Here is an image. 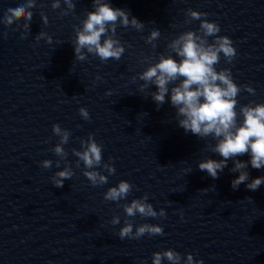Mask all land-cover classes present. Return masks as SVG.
I'll return each mask as SVG.
<instances>
[{
    "label": "water",
    "instance_id": "water-1",
    "mask_svg": "<svg viewBox=\"0 0 264 264\" xmlns=\"http://www.w3.org/2000/svg\"><path fill=\"white\" fill-rule=\"evenodd\" d=\"M15 2L0 0V264H152L154 252L169 248L204 264H264V184L254 191L247 182L231 186L239 175L234 159L247 161L248 154L229 159L217 178L201 171L200 161L222 159L211 151L216 141L185 132L170 100L158 108L151 97L156 86L142 90L139 79L161 54L175 55L170 44L179 35L200 33L194 9L208 13L201 19L216 21L217 35L234 42L236 57L229 63L221 55L216 67L231 69L242 86L237 108L264 102V0H111L145 27L118 25L114 38L126 51L107 61L86 50V59L75 58L76 30L93 0H73L74 9L65 0L57 8L54 0H35L28 29L23 14L3 19L5 6ZM154 28L161 35L147 43ZM56 123L70 132L62 155L53 151L60 143ZM90 134L103 145L98 170L106 184L93 185L75 155ZM45 159L51 167L42 166ZM65 168L74 175L54 186L52 177ZM245 171L249 181L264 176V168L250 164ZM120 180L132 184L127 199L105 200ZM145 195L166 216L125 214V204ZM126 223L133 231L160 224L164 234L120 239Z\"/></svg>",
    "mask_w": 264,
    "mask_h": 264
},
{
    "label": "clouds",
    "instance_id": "clouds-1",
    "mask_svg": "<svg viewBox=\"0 0 264 264\" xmlns=\"http://www.w3.org/2000/svg\"><path fill=\"white\" fill-rule=\"evenodd\" d=\"M65 2L69 8L76 7L73 0ZM34 6L35 0H16L15 3L5 6L3 19L7 22L23 14L24 20L29 22L24 24L28 29L33 16L29 9ZM52 6L59 7L60 0H54ZM92 8V11L87 12L82 26L76 30L75 58L86 59V50L87 53L98 56L101 61H107L109 58L119 60L126 49L114 38L117 26H132L142 30L145 27L144 22L123 8L113 7L111 0H93ZM190 15L192 19L200 20V33L187 31L173 40L170 47L175 55L161 54L155 63L149 64L139 73V79L144 81L141 89L155 85L156 90L151 93V97L158 108L166 100H170L176 109L178 125L185 132H191L201 138L211 136L216 141L211 146V151L219 154L222 159L208 158L200 161L198 167L201 171L217 178L227 167L229 159L248 154L247 161L234 159L232 171L239 172V175L231 181V186L237 189L241 183L247 182L248 189L257 190L264 184V176L249 181V173L245 169L249 164L255 169L264 168V102H250L237 108L238 94L242 86L233 78L231 69L217 70L216 67L221 55L229 63L236 57L237 49L233 40L227 35H217L221 27L216 21L201 19L208 13L192 9ZM43 19L46 20V17ZM160 35L158 28L152 29L147 36V43H153ZM209 37L213 39L210 41ZM39 38L38 36L37 39ZM243 88L248 93L255 94L256 90L251 85H243ZM79 113L84 119H90L86 107L79 108ZM52 130L60 137V143L54 146L53 151L62 155L63 145L68 142L70 132L63 129L59 123L54 124ZM82 148L83 151L76 150L75 155L85 166L84 176L93 185L106 184L108 176L98 170L103 160V145L95 139L94 134H90L87 141H82ZM41 164L48 168L51 167L52 161L45 159ZM104 168L109 174L116 171L114 165L104 164ZM73 175L68 168L57 171L52 177L54 186L62 187L65 179ZM131 190L132 184L129 181L120 180L118 184L108 188L104 199L119 202L127 199ZM124 212L128 217L137 214L144 217L166 216V210L161 208L157 211L153 204L148 202L147 195L125 204ZM119 222V217L112 220L114 225ZM133 228L130 223L121 227L118 233L120 239H137L145 234H164V228L160 224H141L135 227V231ZM165 260L169 264H204L202 259H195L192 253H188L185 258L171 248L152 254V264H163Z\"/></svg>",
    "mask_w": 264,
    "mask_h": 264
}]
</instances>
